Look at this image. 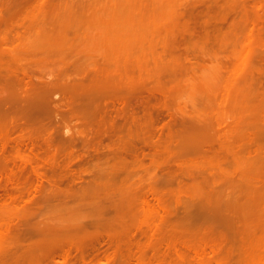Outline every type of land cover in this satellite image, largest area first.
Instances as JSON below:
<instances>
[{
    "label": "rangeland",
    "instance_id": "rangeland-1",
    "mask_svg": "<svg viewBox=\"0 0 264 264\" xmlns=\"http://www.w3.org/2000/svg\"><path fill=\"white\" fill-rule=\"evenodd\" d=\"M233 1L234 0L231 2V0H229L231 5L235 4V6H237L235 7V11L237 10V12H233L227 8L229 11H232V13H229L227 10H224L226 9V4H228L225 0H19L16 4H12V2L9 4L7 0H0V40L6 37L7 39H3H6L9 43H16L15 46L21 42L20 51H24L17 56L22 59L20 60V62H23L20 64L23 66L21 68H26L24 70L28 75L24 77L23 74H21L24 70L21 71V73L18 71L21 70L20 67L17 70L14 69L18 71V73L13 69L12 72L6 71L5 69L7 79L4 80L2 72L6 66L3 65H7L6 63L8 62L1 64L0 77L2 78H0V91L3 93L5 90V94L3 97V94L0 93V98H6L7 101H12H8V103L11 105L13 104L14 101L12 99L15 100L18 97L14 98V94L18 93V91L12 94L10 84H13L11 82L14 81L11 80L14 78L15 81H17L19 76L21 78L20 84L15 82L13 85H16V90H21L22 93L20 95H24V90L33 91V89L30 88L33 86L30 85L32 83L26 84V87L30 85V87H28L30 89H25V78H27V80L29 79V82H31V79H33L35 83L38 81L39 84H34L36 85L35 87L38 88L42 84L40 80L49 81L47 82L48 84L50 83V79H54L53 76L55 75L56 77L59 73H62L64 76H66L65 74L67 73L72 76L71 73L73 70L74 74L81 73L80 70H82L84 65L78 67V64H76V68L75 66L65 67L70 59L68 62H64L63 56L67 57L70 53L63 56H60L58 52L43 53L44 50L40 47V44L45 40L44 37H47L45 33L51 27L49 26L44 32H42L43 30H41V28L49 24L50 21L56 20L53 18L54 14H57L54 13V10L59 8V5L70 6L76 3L77 5L83 4L79 6L81 9L73 6V8H75L74 10L77 9L78 12L83 11L82 7L86 10V6H89V8H91L90 6L95 7L98 12L94 17L93 14L89 16L90 19L93 18L89 28L82 29L75 34H68L69 39L73 42V51L76 53V55L72 54L76 56L73 58H78L80 60L79 62H83L82 60H84L87 55H90L92 61L95 60V63L98 62L102 64V58L105 59V57H102V50L104 51V48L101 47L103 44L100 45L99 43H101L104 38L107 41L109 39L108 36H113L112 32L114 33L115 30L113 31L112 28L114 29L115 26V29L118 26L119 28L122 26L125 27L123 29L128 33H125L122 29L124 31L121 33L122 35L118 34V32L116 36L121 35L122 39L127 36L128 39L125 38L123 40L128 41L133 39L129 46L130 48L135 47L132 49L133 54L129 55V58L132 59L131 56L134 55L136 57L135 59H137V57L140 58L139 61H137L143 70L142 77H139L137 72V70H139L138 65L135 63L137 61L128 59L130 62L135 61L130 64L129 61L127 62L128 66L126 67L128 74L132 76L135 81L141 79V81H143V87L148 86L152 82L155 84L158 80L159 82H167V84L161 82L172 88L166 86L171 89V93L169 89L166 90L169 91L167 94L168 97L171 98L172 103L170 105L167 104V109L172 108V110L175 112L177 111V113H171L179 115H177L179 117L177 119V116L171 115L170 112H167V109L161 111L163 108L160 107L161 109H159L158 107L156 111H160L158 112L159 119H157L155 122L157 124L154 126H156V128L159 126L162 130L164 128L162 131L163 133L159 132L160 130L156 132L161 133V135L165 134L167 137L158 134L161 136V139H164V141H161L160 136H157L156 132H154V135L158 138L152 135L153 131L152 133L148 131V134L153 136V138L147 133L143 134L142 137L146 139L145 137L148 135L150 138H147L151 141L153 139L152 144H149L150 142L145 143L146 141L144 140H137L138 142L134 141L135 143L132 144L133 147L136 146L134 151V153H136V150L138 152L140 151L138 147L144 145L141 143H145L147 148L143 146L142 152H144L146 156L153 154L155 152L154 150L160 146L158 145L157 147L156 144H153L154 138H156L155 140L160 142L161 145L165 143L163 147L160 146L162 148L167 145L178 144L177 146L172 145V150H170V146L168 149L164 148L167 151L169 150L168 153H170V151H175V153H173L174 155H166L167 152L164 153L162 151L161 157L163 158L158 160L160 161L163 159L162 161H166L165 163H167V161L169 162V160H172L174 156L177 158L176 161L172 160L169 164H162L159 168H155L149 161L152 155L147 159L143 156L144 159L140 157L141 155L145 156V154H141V151L138 153L139 157L142 158L140 161L133 158L134 155H132V152H128L132 158L130 155L125 154L123 159L118 162L112 155V151L108 149L110 143L108 142L109 138L106 136H114V133L117 134L113 131L118 129H114L113 131L110 130L111 132L108 130L101 144L98 143V145H100L98 147L95 145L91 147V149H86L83 148L81 144L75 147L76 150L91 154L86 161L70 164L69 171H71V169L85 168L90 172L89 177H83L85 181L83 183H77V181L73 182L71 179H64L51 183L44 180L45 182L42 181V183L40 180L33 177L26 182H16L19 184H15L16 186L18 185V187L17 190H14L12 189L11 182L6 178V175L2 174L0 178L1 229L7 230V228L10 227L11 230L17 232L14 234L13 231L11 233V230H8L11 236L13 234V238L8 237L6 239L12 238V240H9L10 242L7 240V243L5 240V242L1 241V244L3 243L4 246L2 247L1 244L0 246L5 249V251L0 247L2 249H0V264H15L14 257H16V255L18 256L17 264H32L31 261H33V259L37 260L36 264H264V179L262 178L264 176L261 174L259 175V177L262 176L260 177L261 179L258 177L256 178V175L261 173H258V171L264 166V161L253 153L249 156L250 154H247L248 149L245 148L225 153L218 158L211 156L213 154L211 151L205 153L203 151V147H205L204 144H208L206 142L214 141L212 139L209 140V138H211L209 135L214 136L213 139L215 138L216 142L219 141V143L227 144V137L222 134L224 131L222 127H225V130H227L226 126H230L232 121L234 122L237 118L246 117L247 113L241 109L247 105H257L260 103V100L262 102L264 101V90H262L263 93L260 91L264 89V87L261 86L264 85V81L262 83L259 82L261 85L256 82L259 87L256 86L260 88L257 89L259 92L251 96L248 94L249 92L247 91L249 90L246 89L247 84L243 80L245 75L244 72L252 69L250 66L255 64L257 66L261 65L262 67V63H264V59H262L264 58V49L262 50L257 42L258 35L256 31L251 33L250 28V23L254 21H257V26H263V10H257L255 8V3L258 1L264 2V0H238L239 2L234 1V4ZM178 4L180 6H176ZM229 4L227 5L228 7ZM145 6L148 7V12H144L145 9L148 10ZM140 7L144 8L138 10L137 8ZM91 9L94 10V8ZM238 9H242L243 15H240ZM190 10H193L194 21L191 20L188 15ZM90 11L91 10L87 11V14L85 12L83 13L89 15L92 12ZM139 11L149 13L143 15L146 19L140 18L146 20L142 21L143 23L146 22L152 26L148 28L149 25L146 27L143 25V29L147 28V31L152 29V31L149 30L147 32L145 29L143 31H137L132 23L130 24L133 27L129 28L126 26L129 25L128 22L130 20L139 22L136 21L139 20L138 18L136 19L137 14L140 13ZM180 12L182 14L184 12V18L182 20L178 18ZM142 14L143 13H140L141 16ZM78 16L81 15L79 14ZM258 16L261 17V19H257ZM81 17L85 18V16ZM220 21H223V24H221L223 28L218 24ZM181 22L187 24L188 32H186L187 30L185 31L186 33L181 32L183 26L178 25ZM52 23L50 22V24ZM106 23L112 25L111 30L108 28L110 26L107 25V27L105 25ZM215 23L221 28V30L218 31V39L221 38V36L222 38L218 43L216 41L212 42L213 39H210L208 35L205 34L206 30L209 29V35L211 34V30L214 32L216 31V29L213 30L212 28ZM99 24L102 25L98 26ZM104 25L110 31L107 30V28L99 29ZM141 27L142 26L137 29ZM119 28L116 30H119ZM101 30H103L102 32L107 30V34L104 32V36L107 37H103V33L101 35ZM109 32L112 35H108ZM141 32L145 33L144 39L145 37L146 39L144 42L139 39L142 38L144 34ZM214 32H212L211 35H213ZM124 33L126 36H123ZM165 34L166 36L170 34L169 39L167 38L165 42H162V38H164ZM203 34L207 35L211 42L207 40L208 42L204 43L202 41L204 37ZM116 38H118V40L120 39V43L123 41L119 37ZM3 39L2 41H4ZM14 40L17 41L14 42ZM136 42H140L141 46L139 45V47H136V45H138ZM116 43H118L117 41L115 45H118ZM119 45L122 46L121 44ZM13 46L10 45L9 47L11 48ZM120 46H118V48ZM126 46H122V48H127L128 46ZM14 48L15 47L11 49L15 51ZM127 50L129 51L130 49ZM120 51L122 52V50ZM3 52L4 51L0 52L2 54H0V58L3 57ZM105 52L106 51H104V53ZM129 52H131V50ZM104 53L103 56L105 55ZM122 54L123 53H121V56H123ZM7 55H9V53H7L6 56ZM70 55L68 57H71ZM3 58L2 60L4 62L5 59ZM11 58V56L7 57V61L8 59L11 61ZM61 58L66 65L61 63L62 61L59 60ZM73 58L71 60H73ZM187 58L189 61L186 60ZM14 59L18 58L16 57ZM259 59H261V64L258 63ZM24 63L27 65L25 66ZM95 63L93 66L96 67L97 64ZM243 64L248 67L247 70V67L245 65L243 66ZM247 64L252 65L248 66ZM262 69H264V66ZM120 70H123L122 67ZM79 71L80 73H77ZM145 71L151 74V78L145 77ZM8 72L12 74L16 73L17 76H19H10L11 74ZM63 72L67 73L64 74ZM60 76V79L56 77L58 78L57 81H60V85L59 83L54 84L56 80H51L53 83L45 88H49L50 85L54 84L57 89H59V87L61 89L64 88V92L66 89L65 86L68 85V83L64 84L63 81L69 82L71 80L68 81L70 78L66 79L65 77L62 79L63 76ZM65 79L67 81H65ZM13 85L12 87H15ZM52 87L53 86H51V88ZM248 87L250 88V86ZM41 88L36 91L39 92V90L45 89ZM61 89L53 90V92L49 89L40 91L41 93H48L47 96L44 95L43 97L41 95L46 93H42L40 96L30 95V97L33 96V99L30 98L24 102L21 100L19 101L22 102L21 105L18 104L19 102L16 103L20 106L16 105L15 113L8 112L7 109L11 105L8 106L6 101L3 103V108L4 105L7 106L4 111L2 109L3 112L0 110V152L3 153V149H5V155L14 162L13 166L20 164L19 160L12 155L13 153L15 154V150H17L16 147L19 146L22 152L25 151V148L21 147L23 146V138L26 134L24 128L27 129L29 127V130L32 129L30 128L31 124L28 126L20 124L18 126L24 127V131H21L22 128L18 126L15 127V125L8 122L10 117L27 119L35 114L34 117L38 116L37 118H41V120H52L53 123L43 124L47 126L40 127L39 131H41L43 127L47 132L44 129H42V132L44 131L46 133L56 130L57 133H55H60L59 135H61L68 129L69 133L78 136L82 130L85 131V127L81 124L80 118L76 120V117L71 118L69 116L70 112L78 114L79 111L75 108L71 110L68 109L67 105L68 101H71V94H66V92H69L68 90L62 94ZM8 91L11 92L13 98L11 97L10 99V97L7 96ZM27 93L29 92H25V95L29 96ZM121 93L122 92H120V94L118 92L108 94L110 95V101L107 103L105 102V105L109 109L108 111L115 112V116L110 113L112 114L110 117H112L111 120L114 124V128H120V130L125 126V121H122L123 119H121V116V118L119 117V110H121L123 104L126 102V100L124 102L121 101L124 99H121V96L124 95ZM54 94L58 96L66 94V96H64L66 102L63 100V103L65 102L66 105L62 102L60 105L57 99L53 105L54 108L51 107L55 109L53 110L56 111V113L54 112L55 114L51 108H49L51 110H48V106H46L47 103H44L46 100V98H44L45 96L49 97L51 102H53L52 99L55 100L56 98ZM36 96L40 98L36 99L35 102L33 100ZM58 96L57 98L60 99ZM19 98H22V96H19ZM19 98L15 101L19 100ZM42 98L45 100L43 101ZM67 98H69V100H67ZM62 99L61 97L60 101H62ZM107 100L108 99H105V101ZM167 100L170 99L168 98L160 104L162 105L165 101L169 103ZM42 101L45 105H41ZM112 101L114 102L112 103ZM120 101L122 105L118 106L120 104L118 102ZM0 102L3 101L1 100ZM33 102H35L36 106L32 105ZM48 102L52 104L50 100H48ZM112 104H116L117 106H113ZM38 105L45 106L46 108ZM17 107H20V111ZM35 107H40L41 109L39 110L42 111H37L38 108L34 109ZM112 107H114L113 109L115 111H111ZM43 108L46 110L43 111ZM39 112L41 113V117H39V114H36ZM134 113L136 116L142 115L140 107L136 108ZM154 113L156 114V112ZM180 113H184V117H182L185 123L183 120L179 121L181 120L180 118H182L180 117ZM56 114L58 118L55 117ZM251 115L255 117V114ZM170 116H172V118ZM3 117H6L5 120ZM114 117H116V119H114ZM155 118H157V116ZM174 118L178 121H174ZM56 119L58 122L62 119L65 121L59 124L56 123ZM117 119H121L120 121L122 123L119 122L118 124ZM255 119L253 118L251 120ZM20 120L25 122L23 119ZM170 120L171 122L174 121L175 124L177 123V127L175 126L176 129L182 128L183 131L179 133L177 131L181 129H177L175 132H171L173 130H170L172 129L170 127H174V124L171 123ZM19 122L20 121L17 123ZM182 122L184 124H182ZM26 123L27 122H25V124ZM254 123H256V121ZM57 124L60 126L57 127ZM205 124L206 127H208V129H206L208 130L207 133H205L206 130H204ZM167 125H169V127ZM179 125L180 127H178ZM185 125L191 127L190 131L193 135L186 134L189 130L185 128ZM39 126L40 125H35L37 129ZM35 127L32 126L34 131L36 130ZM132 127H130V131L136 130V132H138L135 127H133L134 129L132 130ZM156 128H153L154 131ZM191 129L195 131L196 137ZM166 130H170L172 136L167 134L169 131L165 133ZM34 131L32 132L33 135L45 134L44 132L38 134L37 131ZM93 131L94 129L91 130V132ZM122 131L124 133V130H121V132ZM196 131L200 132L197 134ZM138 133L135 134H142ZM199 133H205V135L201 134L202 136L204 135L203 137L205 138V141H201L205 142L204 144H200V142L194 143L196 141L192 139H196L200 135ZM91 134L93 136V133ZM123 135L124 134L121 136ZM132 135H134V133L131 132V136ZM137 135L131 138L134 140ZM189 135H191V141L189 140ZM116 136L121 139V136H118V134L115 135V138H117ZM173 137L176 139L179 138L178 140H183L178 143V140L173 139V143ZM2 138H4V140H2ZM139 141L142 142L138 144L140 146H137L136 144L139 143ZM188 141H190L191 144ZM214 144L215 143L211 144V146L208 144L210 146L209 148L213 147V150H218L220 145H215L218 147L217 149L216 147L214 148ZM148 145L152 146L148 147ZM42 147L44 151L48 149L46 145ZM94 147H96V149ZM150 148L153 152H151ZM158 151H160V149ZM163 155H166V157ZM168 156L170 159L165 160ZM162 161L159 162L160 165ZM60 165L64 166L63 163ZM247 166L248 169H246ZM66 168H69V166ZM113 168H116L117 176L104 182L106 187H104L105 185H98L104 181H101L99 175L103 173L102 175L105 176L104 172ZM258 179L259 181H257ZM102 187H104V189ZM150 187L156 190L158 189L164 195L165 201L163 204L165 203L164 207H166L164 210L157 209V211L156 206L151 204L156 210H151V212L148 210L151 208H148L143 202V197L146 195L144 192ZM120 197L128 203L124 211L125 214H121L122 212L120 213V211H122L120 208V211L116 209V213L114 210L117 199L119 201L122 199ZM120 202H118V204ZM123 206H125V204H123ZM118 212L120 215L124 216L122 217L123 219L119 217L123 220L122 226L117 225ZM3 234H5L4 231L1 233V236L5 239L4 236L7 237L8 234ZM14 235H17V238ZM13 239H17L15 241L16 243ZM60 239L63 240L59 241ZM192 246L197 247V250H195L196 252L193 251L195 247L193 249L191 248ZM200 249L202 254L198 251ZM117 251L118 254H116V256L114 253H117ZM110 255L111 257L113 256L112 258L114 259L111 260ZM64 256L68 257L67 260L65 259L67 262H64Z\"/></svg>",
    "mask_w": 264,
    "mask_h": 264
},
{
    "label": "bare ground",
    "instance_id": "bare-ground-1",
    "mask_svg": "<svg viewBox=\"0 0 264 264\" xmlns=\"http://www.w3.org/2000/svg\"><path fill=\"white\" fill-rule=\"evenodd\" d=\"M9 1V2H8ZM17 1H19V0H7V2L10 4L11 2H12V4H16L17 3ZM181 1V0H180ZM234 1H236V2H239L238 0H234ZM233 1V4L235 3ZM225 2L226 3H230L229 4V7L227 6L228 4H226V9H224V10H227L229 13L231 12L232 13V11L234 12L235 11V7H237V6H235V4L234 5H231V2H232V0H231V2H229V0H225ZM79 3V2H78ZM75 5H73V4H71L70 6H67V5H59L60 7L59 8H57V9H55L54 10V13H57V14H54V19H56V20H52V21H50L52 24H50V22H49V24H47L46 26L44 25L42 28H41V30H43L42 32H44V30L45 29H47L49 26L51 27L50 29H48V31H50V32H46V33H48V34H46L45 33V36H47V37H44V39L45 40H43V42L40 44V47H41V49L42 50H44L43 51V53H52V52H58V54H60V56H63V55H68V53H70L69 55L73 58V57H76L75 55H76V53H74V49H73V42H72V40L71 39H69V36H68V34H72V33H77V32H80L82 29H87V28H89L90 26V22L92 21V19H90V15L92 16V14H93V17H94V15L98 12L97 10H96V8L95 7H92V6H90L91 8H94V10L93 9H91V8H89V6H86L85 8H87L86 10L82 7V9H83V11H79V12H82V13H79L78 12V10L76 9V10H74L75 8H73V6H75V7H79V6H81V5H83V4H81V5H77L76 3H74ZM77 5V6H76ZM180 5H181V3H180ZM179 4L178 5H176V6H180ZM234 6V7H233ZM62 7V8H61ZM60 8H61V10H60ZM141 8L143 9L144 7H140V8H137L138 10L140 9L141 10ZM145 8H147L148 9V7H146L145 6ZM152 8H154V7H152ZM227 8H229V10H232V11H229ZM255 8L257 9V10H263V13H264V2H262V1H258V2H256L255 3ZM78 9H81V7H79ZM136 9V11L138 12V10ZM89 10H91L92 12H94V13H92L91 11V13L89 14V15H85L83 12H85L86 14H87V11H89ZM59 11H61V12H59ZM143 11V10H142ZM148 12L149 11V9L148 10H144V12ZM226 11V12H227ZM238 11H239V13H240V15H243V11H242V9H238ZM74 12H78V13H74ZM140 12V11H139ZM144 12H140V13H143L142 14V16L140 15V13H138L137 14V17H136V19L138 18L139 20H136V21H139V22H135V20H130L129 22H128V24L130 25H126L127 27H133V26H135V30H137V31H143L144 29H145V31H147L146 29L147 28H144L143 29V27L145 26H147V25H149V24H147L146 22H142V21H146V20H142V19H146V18H144L143 17V15L144 14H149V13H144ZM235 12H237V10L235 11ZM245 12V11H244ZM58 13H60V14H58ZM186 13V12H185ZM63 14V15H62ZM73 14H77V15H73ZM81 15V16H85V18L84 17H81V16H78V15ZM83 14V15H82ZM183 14H184V12H183ZM183 14L180 12L179 13V15H178V18H181V20L184 18V16H183ZM55 15H57V16H55ZM59 15H62V16H64V17H62V16H59ZM140 15V16H139ZM188 15H189V17H190V19L191 20H193L194 21V18H193V10H190L189 12H188ZM89 17V18H87V17ZM147 16H149V15H147ZM172 16V15H171ZM170 16V17H171ZM181 16V17H180ZM59 17H61V18H59ZM140 17H142V19L140 18ZM146 17V16H145ZM59 18V19H58ZM263 18V17H262ZM130 19H133V18H130ZM257 19H261V17H257ZM264 19V18H263ZM263 19H262V21H263ZM173 20H174V18H173ZM135 22V23H133V22ZM142 23H141V22ZM85 22V23H84ZM223 21H220V22H218V24L219 25H221V24H223L222 23ZM130 23H132V24H134L133 26H131V24ZM139 23V24H138ZM182 23H183V25H182ZM256 23H257V21L255 22H253V23H250L251 24V27H250V24H249V27L251 28V33H254V31H256V34L258 35V38H257V42H258V44H259V46L262 48V50L264 49V24H263V26L261 25V26H257L256 25ZM263 23V22H262ZM110 23H106L105 25L107 26H110V27H108L110 30H111V26L112 25H109ZM141 24V25H140ZM54 25V26H53ZM102 24H99L98 26H101ZM105 25L104 26H102V27H97V28H99V29H103V28H107V27H105ZM144 25V26H143ZM173 25V24H172ZM174 25H175V22H174ZM178 25H180V26H183L182 28L183 29H181V32H185L186 30V32H188V27H187V24H185V22H181L180 24H178ZM178 25H176V26H178ZM232 25V24H231ZM115 26V25H114ZM113 26V27H114ZM118 26V25H117ZM140 27V26H142L141 28H139V29H137L138 27ZM176 26H174V27H176ZM180 26H178V27H180ZM116 27V26H115ZM115 27H114V29L112 28V30L114 31V33L112 32V34H113V36H108V40L106 41V39L104 38L102 41H101V43H99L100 45L101 44H103V46H101V47H103L104 48V51H106L105 53H104V51L102 50V57H105V59H103L102 58V64L101 63H95V60H93L92 61V59H91V56L90 55H87V57L86 58H84V60H82L83 62H79L80 60L78 59V58H73V60H71L72 58L71 57H68V59H67V57L66 56H63V60H65L64 62H68V60L70 59V61H69V63L66 65V64H64L63 63V61H62V58L61 59H59V60H61L60 62L61 63H63L64 65H66L65 67H67V66H69V67H74L75 66V68H76V64H78L77 66L79 67V66H81V65H84V67H82V70H80L81 71V73H80V71L79 72H77V73H80V74H74L73 72H74V70H73V72L71 73L72 74V76H74V77H72L71 75H69L67 72H63L64 74L65 73H67V74H65L66 76H69V77H66V76H64L62 73H59L58 75L60 76V74H61V76H63L62 77V79L65 77L66 79L67 78H70V79H68V81L69 80H71V81H69V82H64L63 81V83L64 84H66V83H68V85H66L65 87H66V89H65V91L64 92H66V90H68L69 92H66V94L67 95H70L71 94V96H70V102L68 101V109H72V108H75V109H77L78 111H79V113L78 114H74V113H72V112H70L69 113V116L72 118V117H76V120H79V118H80V120H81V124L85 127V131H81L80 132V134L78 135V136H75V135H73V134H71V133H69L68 132V129H66L65 130V133H63V134H61V135H59V134H56L57 133V131L55 130H52V132L50 131V133H49V131H48V133H46L47 132V130H45L43 127L45 126V125H43V124H50V123H53L52 122V120H49V119H43V120H41V118L39 119V118H37V117H34V115H31V117H29V118H27V119H25V118H21V117H19V118H17V117H10L9 118V120H8V122L9 123H11V124H13V125H15V127H17L18 125H20V124H22V125H25V126H28L29 124H31L30 125V128L34 131V128H32V126H34L35 127V125L36 126H38V125H40L39 126V128L37 129V127H35V131H37L38 132V134L39 133H43L42 132V129H44L46 132H44L45 134L43 135H33L32 134V130H29L28 128L26 129V128H24V127H21V126H18V127H20V128H22V130L21 131H24V130H26L25 132H26V134H25V136H24V138H23V146H21V147H23V148H25L24 150V152H22V150L20 149V147L19 146H17L16 147V149L17 150H15V154L13 153L12 155H14V157H16L18 160H19V162H20V164L19 165H16V166H13V164H14V162L11 160V159H9L6 155H5V149H3V153H1L0 152V178H1V176H2V174H5L6 175V178L11 182V184H12V189H14V190H17V187H18V185L16 186L15 184H19L21 181L22 182H26V181H28L29 179H32L33 177H35L36 179H38V180H40L41 182L42 181H48V182H57V181H61V180H64V179H68V180H73V182H76L77 181V183L78 182H80V183H83V182H85L84 181V176H90V172L88 171V170H86L85 168H78V169H71V171H69L70 170V164H72V163H74V162H82V161H86L90 156H91V154L90 153H84L83 151H80V150H76L75 149V147L78 145V144H81L82 145V147L83 148H86V149H91V147H93V146H95V145H97L96 147H98V146H100V145H98V143L99 144H101V142L103 141V139H104V136H105V134L108 132V130L110 131V130H116V129H118V130H116V131H113V132H116L117 134H118V136H121L122 134H124L123 136L125 137H123V136H121V139H120V137L118 138L117 136V138H115V135H117V134H115L114 133V136H111V135H106L109 139V145H108V149L109 150H111L112 151V155L115 157V159L118 161V162H120V160L121 159H123V157L125 156V154H127V155H130L128 152H132V155H134V157L133 158H135V160H139L140 161V159H142L143 157L145 158V159H147V158H150V156H151V158H150V162L154 165V167L155 168H159V167H161L162 166V164L164 165V164H169L170 162H172V160H175L176 161V159L177 158H175L173 155V153H175V151L174 152H172V151H170V153H168V151L166 150V149H168L169 148V146H170V150H172V145L173 146H177L178 144H172V142L174 143V140L173 139H175V140H178V139H176V138H172V142H171V144L172 145H167V146H165L164 148H166V149H164V148H162L163 146H164V144H162L161 145V143L160 142H158V141H156L155 139L156 138H158V137H156V135L157 136H160L161 135V133H159V132H162L163 130H164V128H163V130L161 129V127L159 128V126L156 128V126H154L155 124H157V123H155L156 121H157V119H159V115H158V112H160V111H156V109L159 107V109H161L160 107H162L163 109L161 110V111H164V109H167V104L168 105H170V104H172L171 103V98L170 97H168V92L169 91H167L166 89H169V88H171L169 85H166L167 84V82H165L166 84H162V83H164L163 81H161V82H159V80L154 84V82H152V83H150L148 86H146V87H143V81H141V79H138L137 81H135L134 79H133V77L132 76H130L129 74H128V70H127V67L126 66H128V61H129V64L130 63H134L135 61H139V59L140 58H138L137 57V59H135L136 57H135V55L134 56H131V58L132 59H134L135 61H132V62H130V60H132V59H130L129 57V55H132L133 54V52H132V49L135 47L134 45H131V46H134L133 48H130V46H129V44H131V40H133V39H131V40H123V39H128L127 38V36L125 35V33H128L126 30H124L123 28H125V27H121V28H119V26L117 27V28H119V30H116L115 29ZM152 26L151 25H149L148 26V28H151ZM221 27L223 28V25H221ZM107 28V30H109ZM172 28H173V26H172ZM213 30H215L216 29V31L214 32V31H212L211 30V34H212V32H214L213 33V35H209V31H210V29L209 30H206V33L205 34H207L208 35V37L210 38V39H213L212 40V42H220V39L222 38V36H221V38H219L218 39V37H219V32L218 31H220L221 30V28H219V26L218 25H216V23L215 24H213ZM125 31V33H124V35L123 36H126V37H124L123 39H122V37H121V33H123L124 31ZM175 29V28H174ZM173 29V30H174ZM40 30V31H41ZM107 30L106 31H104L106 34H107ZM109 30V31H110ZM149 30H151L152 31V29H149ZM148 30V31H149ZM223 30V29H222ZM103 30H101L100 31V33H101V35H102V33H103V37H107V36H104V32H102ZM144 31V32H145ZM147 31V32H148ZM170 31H172V30H170ZM119 32V33H118ZM144 32H141L142 34L144 33ZM173 32V31H172ZM185 32V33H186ZM208 32V33H207ZM121 34L120 36H116V35H118V34ZM168 33V32H167ZM51 34V35H50ZM111 33L109 32L108 33V35H110ZM111 34V35H112ZM183 34V33H182ZM181 34V35H182ZM205 34H203L204 35V37H203V35H202V41L205 43V42H211V40H209L208 39V37H207V35H205ZM50 35V36H49ZM170 35V34H169ZM169 35H167L166 36V34L164 35V38H162L163 40H162V42L164 41H166L167 40V38L169 39ZM129 36V35H128ZM144 36H145V33L143 34V37L142 36H139V37H142V38H139V39H141L143 42H144V40L146 39V37H145V39H144ZM166 36V37H165ZM48 37H50V38H48ZM111 37V38H110ZM116 38V37H119V38H121V40H123L121 43H120V39L118 40V38H116V39H113V38ZM130 37V36H129ZM3 38H6V37H3ZM2 38V39H3ZM138 38V37H137ZM2 39L0 40V41H2ZM7 39V38H6ZM6 39H3L4 41H2V42H0L1 44H0V52H2V51H8L7 53H9V55H7L6 56V52H5V54H4V52H3V59H5V61L3 62V60H2V58H0V66H2L1 64H4V63H6V62H8L9 63V65H8V63H6L7 65H3V66H6V68L4 67V69H3V67H2V69L5 71V69H6V71L8 70V71H10V72H12L14 69H19V67L21 68V67H23V66H21L20 64H22L23 62H20V60H22V59H20L19 58V56H17V55H19V54H21V52H23L24 50H21L20 51V46H21V42H19V44H17V46H15L16 45V43L14 44V43H9V41H7ZM18 39H19V37H18ZM17 39V40H18ZM154 39H156V38H154ZM191 39V38H190ZM5 40H6V42H5ZM17 40H14V42L15 41H17ZM20 40V39H19ZM18 40V41H19ZM135 40V39H134ZM140 40V41H141ZM208 40V41H207ZM118 42V43H116V44H118V45H115V42ZM124 41H126V42H124ZM136 41H137V39H136ZM9 44H8V43ZM10 42H13V41H10ZM124 42V43H123ZM137 43V42H136ZM119 44H121L122 46H126V44H127V48H125V47H123L122 48V46H120ZM124 44V45H123ZM138 45H136V47H139V45L141 44L140 42L139 43H137ZM5 45H8V46H5ZM10 45H14L13 47H15L14 49H15V51L13 50V49H11V48H13V47H9ZM19 46V47H18ZM117 46V47H116ZM118 46H120L119 48H118ZM141 46V45H140ZM7 47H9V48H7ZM115 47V48H114ZM5 48H7L6 50H4ZM18 48V49H17ZM102 48V49H103ZM119 50H118V49ZM122 48V49H121ZM127 49H130L131 50V52H129ZM18 50V51H17ZM119 52H118V51ZM120 50H122V52L120 51ZM73 51V52H72ZM17 52V53H16ZM16 53V54H15ZM103 53L105 54L104 56H103ZM121 53H123L122 55L123 56H121ZM130 53V54H129ZM264 53V52H263ZM1 54V53H0ZM72 54H75L74 56L72 55ZM2 55V54H1ZM15 55H16V57L18 58V59H14V58H16L15 57ZM5 56H6V58H5ZM9 56H11L12 58H11V61H10V59H8V61H7V57H9ZM1 57V56H0ZM66 59H65V58ZM120 57H121V59H120ZM134 57V58H133ZM128 59H130V60H128ZM262 59H264V58H262ZM13 60V61H12ZM104 60H106V61H104ZM186 60H188L189 61V59L187 58ZM260 60L261 59H259V62L258 63H260ZM11 63H10V62ZM135 62L136 63V65H138V69L139 70H137V72H138V74H139V77H142V75H143V70H142V68H141V66L138 64L139 62ZM3 62V63H2ZM70 62H71V64H70ZM73 62H76V63H73ZM79 62V63H78ZM103 62H105V63H103ZM19 63V64H18ZM82 63V64H81ZM94 63L95 64H97L96 65V67L95 66H93L94 65ZM121 63V64H120ZM250 63H253V62H250ZM11 64V65H10ZM15 64V65H14ZM25 64V63H24ZM73 64V65H72ZM100 64V65H99ZM246 64V63H245ZM245 64H243V66L245 65ZM261 64V63H260ZM17 65V66H16ZM27 64H25V66H26ZM101 65H102V67H101ZM122 65V66H121ZM248 66H250V65H252V64H247ZM7 66H9V67H7ZM97 66H99V67H97ZM246 66V65H245ZM254 66H256V67H254ZM264 66V63H262V67ZM15 67V68H14ZM16 67H18V68H16ZM68 67V68H69ZM122 67V69L123 70H120V68ZM247 67V66H246ZM262 67H261V65H259V66H257V65H255V64H253L252 66H250V68H252V69H249V70H247L248 69V67L246 68V70L247 71H245V70H243V71H245L244 73H245V75H244V73H243V75H244V78H243V80L246 82V84H247V90H249V91H247V92H249L248 94L249 95H254V94H256V92L258 93L259 92V90H257V89H260V88H258L259 86L257 85V83L256 82H260V83H262L263 81H264V69H262ZM8 68V69H7ZM84 68V69H83ZM244 68V67H243ZM13 69V70H12ZM24 69H26V68H21V70H18V71H20V73H21V71H23ZM2 70V71H3ZM16 70H14L16 73H18V71H16ZM1 71V72H2ZM2 72V76H3V79L5 80V79H7V75H6V71L5 72ZM242 71V72H243ZM10 72H8L9 74H11L10 76H12V75H15V77H18L17 76V74L15 73V74H12V73H10ZM76 72V71H75ZM146 72V74H145V77L146 78H151V74L149 73V72H147V71H145ZM247 72V73H246ZM19 73V74H20ZM4 74V75H3ZM21 74H23V76L24 77H27L28 75L26 74V72H25V70L23 71V73H21ZM57 74V73H56ZM27 75V76H26ZM51 75V74H50ZM56 76V77H58L59 78V76ZM242 75V76H243ZM52 76H53V73H52ZM60 76V77H61ZM72 78H71V77ZM29 77H31V76H29ZM55 77V75L53 76V78L54 79H50V83H48L47 84V82H49V81H45V80H40V83H42L41 84V86L40 87H35L36 85H34V84H39L38 83V81H36L37 83H35V82H33V79H31V82H29V79L27 80V78H25V80H26V82H25V87H26V84H29V83H32V84H30V85H33L32 87H30V85H27V87L25 88L26 90H28V89H30V88H32L33 89V91L32 92H30V91H25V92H29V93H27V94H29V96H27V95H25V92L23 91V93H24V95H20L22 92H21V90H16L15 88H16V85H13L15 82H18L19 84H20V80H21V78H20V76H19V78H18V80L17 81H15V78L14 79H12L11 81H14V82H11L10 80V82L11 83H13V84H10V82H9V84H10V87H11V89H12V94L14 93V92H17L18 91V93H15L14 95V98H16L17 96V98H19V96H22V98H19V100H17V101H15L14 99H12L14 102H13V104L11 105L10 103H8V101L9 102H12V101H10V100H8L7 101V99L6 98H3L4 97V92H5V90H4V92L3 93H1V91H0V93L1 94H3L2 96L3 97H1L0 99L3 101V102H0V103H2V104H0L1 105V108H0V110L2 111V109H3V111H4V109H5V107L8 105V106H10V107H8V112H10V113H13L14 111L16 112V105H18V104H22V102H19V101H27V99H30V98H32L33 99V96L34 95H37V96H40L42 93H46V92H40V91H45V90H47V89H49V90H51L52 92H53V90H59V89H61L60 87H59V89H57L55 86H54V84H57V83H59V85H60V81L58 82L57 80H58V78H56ZM0 78H2V77H0ZM153 78V77H152ZM60 79V78H59ZM65 79V81H67ZM2 80V79H1ZM39 80V79H38ZM53 80H56V81H54V84H52V85H50L49 86V88H45V87H48V85L49 84H51V83H53L52 81ZM8 81V80H7ZM28 81V82H27ZM45 82V83H44ZM56 82V83H55ZM61 83H62V81H61ZM63 83H62V85H63ZM259 83V84H260ZM255 84V85H254ZM12 85L13 86H15V87H12ZM46 85V86H45ZM258 87H257V86ZM261 85V84H260ZM38 86V85H37ZM51 86H53L52 88H51ZM169 87V88H167V87ZM248 86H250V88L248 87ZM262 87H264V85H261ZM28 87H30V88H28ZM41 87H43V88H45V89H43V88H41ZM63 87V86H62ZM257 87V88H256ZM28 88V89H27ZM35 88V89H34ZM43 89V90H39V92H37L38 91V89ZM14 89V90H13ZM63 89L64 88H62L61 90H62V94L64 93L63 92ZM172 89V88H171ZM171 89H169L170 90V93H171ZM251 89V90H250ZM37 90V91H36ZM77 90V91H76ZM262 90H264V89H261L260 91H262ZM10 91H8V94H7V96H9L10 97V99H11V97L13 96V95H11V92ZM34 91H36L35 93H33ZM76 91V92H75ZM253 91V92H252ZM48 92V91H47ZM116 92H118L119 94H120V92H122L124 95H125V97H126V99H125V97H124V95L123 96H121V99L122 98H124V99H122L121 101H125L126 100V102L123 104V106H122V108H121V110H119V113H120V115H119V117L121 118V119H123L122 121H125V123H124V127H122V125H121V127H122V129L121 130H124V133H123V131L121 132V130H120V128H114V124H113V122H112V120H111V118L112 117H110V115H112L113 114V116H115L114 115V113L115 112H109L108 110V107L105 105V102L107 103V102H109L110 100H109V97H110V95H108V94H112V93H116ZM255 92V93H254ZM30 93H32V94H30ZM37 93H39V94H37ZM262 93H263V91H262ZM0 94V95H1ZM47 94L48 93H46V94H43V95H41L42 97L44 96V95H46L47 96ZM57 94H59V93H57ZM66 94H64L63 96L61 95V96H58V95H56V94H54V95H56V98H55V100L54 99H52V101L53 102H51V99H49V97H44V98H46V100L45 99H43V101L45 100V101H47V102H45L44 101V103L46 104L47 103V105L46 106H48V110H51L52 108L51 107H53V105H54V103H55V101L58 99V103H60V105L63 103V100H65L64 99V96H66ZM264 94V93H263ZM30 95H33L32 97H30ZM108 95V96H107ZM6 96V95H5ZM36 96V97H37ZM57 96L58 97H60V99L59 98H57ZM34 98V100L33 101H35L36 102V99H38V98H40V97H37V98ZM61 97L63 98L62 99V101H60L61 100ZM106 97H108V98H106ZM13 98V97H12ZM162 98V99H161ZM170 99V100H167L169 103H167L166 101H165V103H163L162 105L160 104V103H162V102H164V100H166V99ZM4 99V100H3ZM24 99V100H23ZM26 99V100H25ZM105 99H108L107 101H105ZM0 100V101H1ZM48 100H50V102L52 103V104H49V102H48ZM67 100H69V98H67ZM120 100V99H119ZM5 101H6V106L4 105V108H3V103H5ZM39 101H41V100H39ZM43 101L41 102V105H43L44 103H43ZM121 101L120 102H118V103H120L118 106H120V105H122L121 104ZM17 102H19L18 104H16ZM29 102V101H28ZM35 102H33L32 103V105L33 106H36V104H35ZM62 102V103H61ZM65 102H66V100H65ZM63 103L64 105H66V103ZM114 101H112V103H113ZM115 102H117V101H115ZM155 102V103H154ZM117 103V104H118ZM157 103V104H156ZM29 104V103H28ZM27 104V105H28ZM44 104V105H45ZM111 104V103H110ZM20 105H18V106H20ZM30 105H31V103H30ZM113 105V104H112ZM159 105V106H158ZM38 106H40V105H38ZM67 106H65V107H67ZM113 106H117L116 104L115 105H113ZM32 107V106H31ZM40 107H45V106H40ZM40 107H35L34 109H36V108H38L37 109V111L39 110V109H41ZM138 107H140V111H141V114L142 115H140V116H136V114L134 113V111H135V109L136 108H138ZM19 108L20 107H17V109L19 110ZM23 108H25V107H23ZM46 108V107H45ZM45 108H43V111L44 110H46ZM49 108H51V109H49ZM54 108V107H53ZM114 107H112V109H111V111L113 110V111H115L114 109H113ZM116 108V107H115ZM26 109V108H25ZM66 109V108H65ZM174 109V108H173ZM6 110V111H7ZM53 110H55V109H52V111ZM168 110V111H167ZM166 111L167 112H170V114L171 115H173V116H177V115H174L175 113H177V111L175 112L174 110H172V108L171 109H167ZM170 110V111H169ZM172 110V111H171ZM242 111H245V113H247V116L246 117H244V118H237V119H235L234 120V122L232 121L231 122V125L229 126V125H227L226 126V128H227V130H225V127H222L223 128V132H222V134H224V136L225 137H227V144H223V143H219V141H217L216 142V140H215V138L213 139V137L214 136H212V135H209V137H211V138H209V140L210 139H212V140H214V141H210V142H206V143H208L210 146H211V144H213V143H215L214 144V148L216 147L217 149H218V147L217 146H219L220 148H221V150H220V148L218 149V150H220V151H218V150H216V149H214L213 150V147H211V148H209L210 146L208 145V144H204L205 142H201V141H205V138L203 137L204 135H205V133H207V131L208 130H206V129H208V127H206V124L204 125L205 126V129L204 130H206L205 131V133H201V134H204L203 136L200 134L199 136L201 137H197L196 139L195 138H192L193 139V141H196V142H194V143H199L200 142V144H204V146L206 147H203L204 149H203V151H204V153L205 152H209V151H211L213 154L211 155V156H215L216 158H218V157H221V156H223L225 153H230V152H234V150L236 151H238L239 149H242V148H245V149H248L247 151H248V153L247 154H250L249 156H251L252 155V153L254 154V155H256L257 157H259L260 159H262L263 161H264V101L262 102L261 100H260V103L259 104H257V105H247L246 107H244L243 109H241ZM2 111V112H3ZM20 111V110H19ZM39 111H42V110H39ZM102 111V112H101ZM14 112V113H15ZM56 113V111H53V113ZM154 112H156V114L154 113ZM171 112H175V113H171ZM54 113V114H55ZM110 113H112V114H110ZM37 115L39 114V117H41V113L39 112V113H36ZM117 114V113H116ZM167 114H169V113H167ZM251 114H255V117H256V119H255V117H253ZM155 115V116H154ZM180 117H182L183 115H184V113H180ZM20 116V115H19ZM124 116V117H123ZM157 116V118H155ZM179 116V115H178ZM177 116V119L179 118ZM55 117H57V114L55 115ZM171 118H172V116H170ZM184 117V116H183ZM183 117L182 118H180L181 120H179V121H182L183 120ZM186 117H187V115H186ZM4 118V120H5V118L6 117H3ZM58 118V117H57ZM176 118V117H175ZM174 118V121L176 120V122L178 121L177 119H175ZM255 119V120H251V119ZM20 119H23V120H25V122H27L26 124H25V122H23L22 120H20ZM114 119H116V117H114ZM121 119H117L118 120V124H119V122H121L120 120ZM189 119H191V118H189ZM7 120V119H6ZM173 120V119H172ZM193 120V119H192ZM18 121H20L19 123H17ZM54 121V120H53ZM55 121H57V119L55 120ZM65 120H60L59 122L57 121L56 123H59V124H61V123H63ZM174 121H172L171 122V120H170V122L171 123H173L174 124V127H170V128H172V129H170V130H173V131H171V132H175L177 129H181V130H179V131H177V132H179V133H181V131H183L182 130V128H177L176 129V124H175V122ZM253 121V122H252ZM256 121V123H254ZM61 122V123H60ZM94 122V123H93ZM116 122V121H115ZM170 122H168V123H170ZM183 122H184V120H183ZM182 122V124H184ZM24 123V124H23ZM122 123V122H121ZM170 123V125H172ZM180 123V122H179ZM199 123H201V122H199ZM233 123V124H232ZM34 124V125H33ZM116 124V123H115ZM41 126H43L42 127V129H41V131H39L40 130V127ZM47 126V125H46ZM45 126V127H46ZM60 126V125H59ZM58 126V124H57V127H59ZM116 126V125H115ZM127 126V127H126ZM135 127V129H137V131L139 132V133H142V134H140V135H137V134H135V133H138V132H136V130H133L134 128L133 127ZM168 127H169V125H167ZM173 126V125H172ZM176 126V127H175ZM186 127L185 128H188L187 130H189L186 134L188 135V134H191V135H193L192 134V132L190 131V126L189 125H185ZM203 126V127H204ZM130 127H132V130L133 131H130ZM163 127V126H162ZM178 127H180V125L178 126ZM230 127V128H229ZM23 128H24V130H23ZM128 128V129H127ZM153 128H156V130L154 131V129ZM94 129V131L93 132H91V130H93ZM150 129H152V130H150ZM251 131H250V130ZM120 130V131H119ZM159 131V132H156V131ZM170 130H166L165 131V133H167V134H169V135H171L172 136V134H170ZM191 130H193V129H191ZM200 130V129H199ZM250 132H249V131ZM34 131V132H35ZM118 131V132H117ZM148 131H149V133H152V131H153V136L154 137H156V138H154V143L153 144H156V146L158 147V145H160V146H162V147H158L157 149H155L154 151V153L153 154H149V156H146V154L144 153V152H142L143 150H142V148H143V146H145L146 148H147V146H146V144L145 143H147V142H150L149 144H152V141H153V139H152V141L149 139L150 137L149 136H151L150 134H148ZM201 131V130H200ZM200 131H198V132H200ZM36 132V133H37ZM56 132V133H55ZM111 132V131H110ZM121 132V133H120ZM131 132L132 133H134V135H137V136H135V139L133 140V138H131L132 136L134 137V135H132L131 136ZM154 132H156L157 134L156 135H154ZM195 131L193 130V133H194ZM198 132L196 131V133L198 134ZM202 132H203V130H202ZM252 132H254V133H252ZM55 133V134H54ZM91 133H93V136H92V134ZM138 133V134H139ZM148 134V135H146V139H144L143 137H142V135L143 134ZM163 133V132H162ZM158 134H160V135H158ZM174 134V133H173ZM209 134V133H208ZM221 134V133H220ZM126 135V136H125ZM165 135V134H164ZM164 135H161V136H163L164 137ZM169 135H168V137H169ZM186 135V136H187ZM191 135H189V138H190V136ZM219 135V134H218ZM0 136H1V131H0ZM145 136V135H144ZM153 136H151L152 138H153ZM161 136H160V140L161 141H164V139H161ZM194 136L196 137V135H195V133H194ZM136 137H139V138H136ZM147 137H149V138H147ZM162 137V138H163ZM165 137H167V135H165ZM193 137V136H192ZM141 138V139H140ZM143 138V139H142ZM187 138V137H186ZM189 138H187V139H189ZM200 138V139H199ZM191 138L189 139L190 141L192 140ZM199 139V140H198ZM2 140H4V138H2ZM137 140H144V141H146L145 143H141L142 141H139V143H137L136 145L137 146H140V145H138V144H144L142 147L140 146V147H138V149H140V151L142 152L141 154H145V156L144 155H141L140 157H142V158H140L139 157V154L138 153H140V151L138 152L137 150H136V153H134V151H135V147H133V143H135L134 141H136V142H138ZM159 140V139H158ZM159 140V141H160ZM183 139H181V140H178V143L180 142V141H182ZM186 140V139H185ZM143 141V142H144ZM190 141H188V142H190ZM212 142V143H211ZM177 143V142H176ZM190 144H191V142H190ZM218 144V145H217ZM2 145H4V144H2ZM44 145H46V147H48V149H46L45 151L43 150V147L42 146H44ZM135 145V144H134ZM215 145H217V146H215ZM6 146V145H5ZM4 146V147H5ZM152 146V145H151ZM151 146H149L148 145V147H151ZM213 146V145H212ZM7 147V146H6ZM96 147H94L95 149H96ZM208 147V148H207ZM2 148H3V146H2ZM93 148V149H94ZM132 148H134V149H132ZM160 149V151H158ZM163 149V150H162ZM1 150V149H0ZM133 150V151H132ZM150 150H151V148H150ZM165 150V151H164ZM199 150V149H198ZM88 151V150H87ZM167 152L166 153V155H168V154H173V155H170V156H173L172 157V160H169L170 158H169V156H168V158H164L165 160H169V162L167 161V163H165V162H163L162 160L163 159H161L160 161H158L160 158H163V157H161V152ZM200 151V150H199ZM202 151V152H203ZM22 152V153H21ZM28 152V153H27ZM151 152H153L152 150H151ZM179 152V151H178ZM134 153V154H133ZM180 153V152H179ZM179 153H178V156H179ZM222 154V155H221ZM11 155V156H12ZM166 155H163L164 157H166ZM206 155H208V154H206ZM10 156V157H11ZM139 157V159H138V157ZM130 157L132 158V156L130 155ZM137 157V158H136ZM143 158V159H144ZM174 158V159H173ZM162 161V163H161V165L159 164V162H161ZM174 162V161H173ZM61 163H63L64 164V166L63 165H60ZM10 164H12V165H10ZM28 164H29V166H28ZM61 166H63V167H61ZM67 166H69V168H66ZM29 167V168H28ZM264 167V166H263ZM260 168L259 169V171H258V173L259 172H261L260 174H257L256 175V178L258 177V178H260V177H262V176H260L259 177V175H263L264 176V168ZM66 168V169H65ZM246 169H248V166L246 167ZM248 171V170H247ZM263 172V173H262ZM103 173H101L100 175H99V178L101 179V181L102 180H104V181H102L100 184H98V185H105L104 187H106V184L104 183V182H106V181H109V179L110 178H115L116 176H117V174H116V168H113V169H110V170H107V171H105L104 172V174H105V176H103L102 175ZM263 179H264V177H262ZM261 179V178H260ZM44 181V182H45ZM257 181H259V179L257 180ZM16 182H19V183H16ZM89 182V181H88ZM43 183V182H42ZM87 183V182H86ZM104 187H102L103 189H104ZM144 193H146V195L143 197V202L148 206V208H151V209H148V210H155V208L154 207H152V205H154V206H156V210L157 209H160V210H164L166 207H164L165 205V203L163 204V202L165 201V197H163L164 195L157 189H154V188H148ZM120 198H122V197H120ZM123 200V201H122ZM121 201V202H120ZM120 201L117 199V203H115V205H114V210H115V213L117 212V210H119L120 211V209L122 210V211H120V213L121 214H125V210H126V208H127V204L128 203H126V201L122 198V199H120ZM118 202H120L119 204H118ZM125 202V203H124ZM121 203H123V204H125V206H123V204H121ZM152 204V205H151ZM117 205H119V206H121V207H119V206H117ZM151 206V207H150ZM115 207H117V208H115ZM164 207V208H163ZM120 208V209H119ZM123 208V209H122ZM117 209V210H116ZM155 210V211H156ZM151 211V212H152ZM158 211V210H157ZM124 212V213H123ZM160 212V211H159ZM120 213L118 212L117 214L119 215H117V219H118V222H117V225L118 226H122L123 225V220H121V219H123L122 217H124L123 215H120ZM119 217H121V219L119 218ZM120 220V221H119ZM1 222H0V244H1V241L2 242H5L6 241V243H7V240H8V242H10L9 240H12V236H13V234H12V236L9 234L10 232L12 233V231L14 232L15 230H11L10 229V227H8L7 228V230L5 231V230H2V232H1ZM8 230H11L10 232L8 231ZM3 231L5 232V234H3V235H6V234H8L7 235V237L6 236H4L5 237V239L3 238V236H1V233H3ZM8 232V233H7ZM17 232V231H16ZM16 232H14V234H16ZM15 236V235H14ZM8 237H12V238H9V239H6V238H8ZM16 238H17V235L15 236ZM2 238V239H1ZM15 239V238H14ZM13 239V241L15 242L16 240H14ZM5 240V241H4ZM63 239H60L59 241H62ZM16 243V242H15ZM2 245V247L4 246L3 245V243L1 244ZM6 245V244H5ZM1 247V246H0ZM1 247V248H2ZM195 247V246H194ZM194 247L192 246L191 248H193L194 249ZM0 248V249H1ZM5 248H6V246H5ZM3 249V248H2ZM1 249V250H2ZM192 249V250H193ZM4 251H5V249H3ZM195 250H197V247H195V249L193 250V251H195ZM198 251H200L199 253L200 254H202L201 253V249L200 250H198ZM197 251V252H198ZM115 252V251H114ZM114 252H112V253H114ZM196 252V251H195ZM1 253V252H0ZM115 255L116 254H118V251H117V253H114ZM200 254H198V255H200ZM112 255V254H111ZM111 255H110V258H111V260L112 259H114V258H112L111 257ZM0 256H1V254H0ZM117 256V255H116ZM115 256V257H116ZM65 258L63 259L64 260V262H67V261H65V259L67 260L68 259V257H66V256H64ZM0 260H1V258H0ZM17 261H18V256L16 255V257H14V263L15 264H17ZM34 261H35V263H34ZM36 262H37V260H34L33 259V261H31V263L32 264H36ZM1 263V262H0ZM138 263V262H137ZM139 263H141V262H139ZM39 264V263H38Z\"/></svg>",
    "mask_w": 264,
    "mask_h": 264
}]
</instances>
